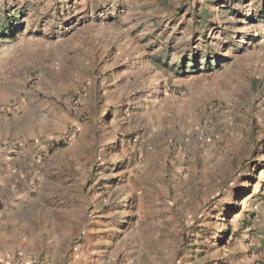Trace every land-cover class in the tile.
<instances>
[{"label": "rangeland", "instance_id": "1", "mask_svg": "<svg viewBox=\"0 0 264 264\" xmlns=\"http://www.w3.org/2000/svg\"><path fill=\"white\" fill-rule=\"evenodd\" d=\"M0 264H264V0H0Z\"/></svg>", "mask_w": 264, "mask_h": 264}, {"label": "trees", "instance_id": "2", "mask_svg": "<svg viewBox=\"0 0 264 264\" xmlns=\"http://www.w3.org/2000/svg\"><path fill=\"white\" fill-rule=\"evenodd\" d=\"M2 35V34H1Z\"/></svg>", "mask_w": 264, "mask_h": 264}]
</instances>
